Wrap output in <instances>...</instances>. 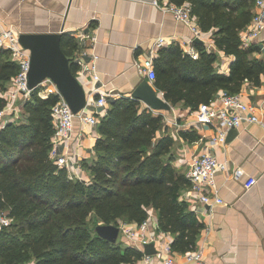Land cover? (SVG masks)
Instances as JSON below:
<instances>
[{"label": "trees", "instance_id": "obj_1", "mask_svg": "<svg viewBox=\"0 0 264 264\" xmlns=\"http://www.w3.org/2000/svg\"><path fill=\"white\" fill-rule=\"evenodd\" d=\"M172 1L190 2L200 27L212 31L216 47L234 57L225 73L215 66L218 52L204 42H194L197 58L178 44L163 47L155 60L154 86L172 105L182 102L194 110L210 102L219 89L236 93L245 82H261L264 59L255 55L259 46H242L240 38L256 0ZM70 37L63 40L68 56L77 46ZM18 71L9 51L0 48V91ZM57 100L56 94L42 98L33 93L24 102L23 116L0 129V211L14 218L0 228V263L135 262L143 250L121 239L109 241L96 226L117 224L119 219L141 223L148 207L158 212L160 229L173 234L175 251L196 248L202 223L181 198L191 182L173 164L176 140L164 115L133 96L108 97L93 147L96 157L82 163L90 172L86 180L71 177L50 157L55 132L52 106ZM5 104L0 94V109ZM178 133L187 141L200 137L195 127Z\"/></svg>", "mask_w": 264, "mask_h": 264}, {"label": "crops", "instance_id": "obj_2", "mask_svg": "<svg viewBox=\"0 0 264 264\" xmlns=\"http://www.w3.org/2000/svg\"><path fill=\"white\" fill-rule=\"evenodd\" d=\"M167 2L168 0H158V4L154 0H0V21L2 26H12L20 33L59 32L64 28L62 48L66 35L74 38L71 31L89 23L95 42L88 45H93L87 48L88 57L79 53L75 54L78 58L75 57L76 48L73 55L68 57L71 68L72 63L74 64L75 69L72 71L83 84L90 101L96 97L95 90L98 87L107 91L109 97L132 96L136 86L144 78H148L138 71L135 62L145 57L157 37L166 39L161 49L178 44L187 52L188 48L195 46L190 26L177 20L172 12L163 9ZM254 8L253 6V10ZM194 22L199 25L196 15ZM205 43L218 52L216 68L229 73L233 55L218 49L213 36L206 39ZM257 44L259 50L255 55L264 59V30ZM92 52L99 55L95 62L98 78L91 71L77 75L81 61L89 60L90 66L93 65L90 60ZM223 91L224 89H219L210 102L221 103L220 95ZM240 93L253 104L255 114L264 121V73L259 84L245 82ZM142 104L146 105L143 101ZM107 107L89 103L84 112L88 114L98 111L101 117ZM191 111L180 102L172 105L171 110L158 112L164 114L167 130L176 140L173 164L184 172L194 155L202 151L214 135L211 127L200 124L195 126L200 135L197 140L187 141L179 136V130L184 129L182 125L192 119ZM175 118L180 127L172 123ZM98 124L90 125L76 118L71 140L59 147L60 153L79 159L83 174L88 179L90 172L82 163L84 159L93 160L96 157L93 147L100 134ZM214 151L219 159L226 160L229 165L227 170L219 171L216 175L217 194L223 201L210 206L200 200L198 195L189 192L190 186L181 194V198L188 202L202 223L196 248L203 251L209 264H264V126L259 123H244L237 128L234 137L227 139L226 143L218 144ZM235 169L239 170L238 174ZM249 176L256 177V183L247 188L245 181ZM155 213L158 217L156 210ZM173 237L172 233L166 235L156 242V247L160 249ZM183 254L175 251L178 264H184ZM151 264H163L159 253L154 255Z\"/></svg>", "mask_w": 264, "mask_h": 264}, {"label": "built area", "instance_id": "obj_3", "mask_svg": "<svg viewBox=\"0 0 264 264\" xmlns=\"http://www.w3.org/2000/svg\"><path fill=\"white\" fill-rule=\"evenodd\" d=\"M158 4V0H154ZM253 17L250 23L240 31L241 45L249 46L252 43H257L262 31L264 30V0H256L254 4ZM163 9L173 13L175 18L190 26L192 33V40L195 38L202 39L206 42L210 36H213L212 31L203 30L200 25L194 22V13L192 11V4L185 1L178 4L172 0L163 5ZM75 41V54L84 55L88 57L87 48L95 42V37L89 23H85L74 31H71ZM20 32L12 26H2L0 21V48L7 49L10 56L19 65L18 73L12 77L9 85L0 94L5 97L6 104L0 109V129L5 126L9 120H14L15 115L6 118V114L11 110L17 111L22 106H16L17 101L23 98V103L29 99L33 93H37L42 98H47L51 94L58 95L57 102L52 106V122L55 132L52 137V148L50 150V157L55 159L59 166L67 168L71 177L79 179H86L83 174V168L79 159H74L66 153H60L59 147L67 141H70L73 135L75 119L79 118L90 125H97L100 121L98 111L95 113H85L84 109L75 113L62 93L57 87V84L52 78L46 77L40 81L35 87L31 88L28 85V74L31 65V51L25 48L19 41ZM166 39L162 36L157 37L147 51L145 57L135 62L138 71L141 74H146L148 79L154 83L156 78L155 60L159 55L161 46L164 45ZM207 44V43H205ZM208 48L212 47L208 45ZM187 52L194 58H197L199 51L195 46L187 49ZM99 55L96 52L90 54V60L93 65L90 66L89 60L81 61L80 68L77 70V75H83L86 71H91L94 76L98 78L96 60ZM78 58V57H77ZM160 95L165 97L164 92L158 90ZM96 97L88 101L96 106L106 108L108 106L109 93L98 87L95 90ZM221 103L208 102L202 103L197 109L191 111L192 119L187 124L182 125V128H191L200 124H205L214 130V135L210 138L209 143L204 149L194 155L191 162H189L186 175L189 178L191 185L189 192L195 193L200 197V200L213 206L223 199L217 194L216 175L219 171L227 170L229 165L226 160H221L217 157L214 148L218 144L226 143L227 135L231 128H238L244 123H259L264 126V121L260 119L254 112V106L245 100L240 92L229 93L224 90L220 95ZM24 105V104H23ZM159 112V111H158ZM157 112V113H158ZM162 113V112H160ZM163 114V113H162ZM164 115V114H163ZM17 116V115H16ZM22 116H19L21 118ZM171 122V120H168ZM174 125L180 127L177 118L172 121ZM238 174L239 170L235 169ZM256 183V177L249 176L245 181L247 188ZM148 215L141 222H129L119 219L117 225L119 226V234L121 239L135 247L143 250L144 244L154 241L155 243L169 235L170 231L160 229L158 217L156 216L153 207L147 208ZM14 218L6 211H0V228L8 226L12 223ZM172 240L166 241L156 254L161 255L163 264H178L175 260V250L172 247ZM157 246V245H156ZM155 254L143 253L142 257L135 262H128L125 264H151ZM184 264H209L204 257V253L200 248H194L186 251L183 254ZM24 264H32L30 262Z\"/></svg>", "mask_w": 264, "mask_h": 264}, {"label": "water", "instance_id": "obj_4", "mask_svg": "<svg viewBox=\"0 0 264 264\" xmlns=\"http://www.w3.org/2000/svg\"><path fill=\"white\" fill-rule=\"evenodd\" d=\"M64 29V28H63ZM59 32L20 33L19 41L31 51V65L28 74L29 87H35L46 77H50L57 84L63 97L77 113L83 110L88 103L87 91L79 78L72 71L70 59L62 48L64 30ZM196 42L202 39L195 38ZM132 96L143 101L154 110H171L172 104L163 96L148 78H144L132 91ZM237 134V128H231L227 139ZM99 235L111 242L119 237V226L115 223L96 226ZM146 254H156L158 249L154 241L144 244Z\"/></svg>", "mask_w": 264, "mask_h": 264}, {"label": "rangeland", "instance_id": "obj_5", "mask_svg": "<svg viewBox=\"0 0 264 264\" xmlns=\"http://www.w3.org/2000/svg\"><path fill=\"white\" fill-rule=\"evenodd\" d=\"M23 98H21V99H19L18 101H17V105L16 106H22V108H20L19 110H17V111H9L7 114H6V118H8L9 116H11V115H15L14 117H16V118H14V120H17V119H19V116H22L23 115V113H24V109H23ZM17 115V116H16ZM122 237H121V234H119V237H118V239H121ZM122 240V239H121ZM1 264V263H0Z\"/></svg>", "mask_w": 264, "mask_h": 264}]
</instances>
